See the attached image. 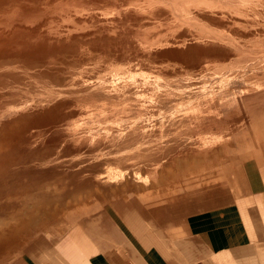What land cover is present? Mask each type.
Here are the masks:
<instances>
[{
	"label": "bare ground",
	"instance_id": "1",
	"mask_svg": "<svg viewBox=\"0 0 264 264\" xmlns=\"http://www.w3.org/2000/svg\"><path fill=\"white\" fill-rule=\"evenodd\" d=\"M233 136L264 137V0H0V249Z\"/></svg>",
	"mask_w": 264,
	"mask_h": 264
},
{
	"label": "crops",
	"instance_id": "2",
	"mask_svg": "<svg viewBox=\"0 0 264 264\" xmlns=\"http://www.w3.org/2000/svg\"><path fill=\"white\" fill-rule=\"evenodd\" d=\"M231 139L232 152L204 157L219 176L197 177L202 163L153 191L168 195L172 182L193 177L196 190L129 192L69 226L25 236L52 225L33 226L8 243L3 250L22 239L1 264H264V157L238 156ZM242 148L264 154V137Z\"/></svg>",
	"mask_w": 264,
	"mask_h": 264
},
{
	"label": "rangeland",
	"instance_id": "3",
	"mask_svg": "<svg viewBox=\"0 0 264 264\" xmlns=\"http://www.w3.org/2000/svg\"><path fill=\"white\" fill-rule=\"evenodd\" d=\"M223 138V137H222ZM218 139H221V138H217ZM227 150L229 152H232L230 151L229 149H226L224 153H222V156L224 155H227L229 153H227ZM261 150V149H260ZM226 153V154H225ZM233 153H236L238 156H241V157H244V158H250V157H264V154L263 153H259L254 151V150H248V151H243V150H238V152H233ZM93 158L90 159V161L88 160V162H94V161H97L101 158V156L96 152L94 153L93 155ZM97 156V157H96ZM210 156V155H208ZM99 157V158H98ZM211 159L213 160L214 159V156L211 157ZM59 161V165L61 167H63L67 162H61ZM64 163V164H63ZM87 164V163H86ZM213 163L211 162H206L204 164V166H206V172L202 173V174H199L197 177H201L204 176V177H207V178H212L213 177V174L214 172L217 174L216 176H219L218 174V170L216 169L214 171L213 169ZM46 166V165H44ZM78 166H81V164L77 165ZM45 167H43V170H44ZM65 168V167H64ZM76 168V167H75ZM219 168V167H218ZM42 170V169H41ZM67 172L71 171L72 169L69 168L68 166H66V169H65ZM43 172V171H42ZM195 177V178H197ZM194 178V177H193ZM193 178H191L190 180H188V182L186 181H183V179H177L176 181L172 182L174 185H171V188L167 189V191H170V194L168 195H164L162 194V196L160 194H152V196H149V197H154V196H159V197H165V196H172V195H175L177 194L181 189H185V190H190V191H193V190H196L197 187H192V180ZM185 183H187L188 185L186 186ZM189 186V187H188ZM166 191V192H167ZM123 196H126V195H123ZM121 195H116V196H113V197H109V198H104V199H96L92 202V204L88 207H81L79 209H77L75 212L71 213L70 215L68 214H64V213H59V215L57 216H51L50 219H44L42 221V223H40L39 225H52L50 227L46 226V227H40L38 229H34V230H31L29 233H27L25 236L29 235L31 232H36V231H40V230H48V229H53V228H56L58 226L60 227H65V226H69L71 223H73L74 221L80 219L81 217L87 215V214H90V213H93L97 210H99L107 201L111 200V199H114V198H117V197H123ZM128 196H131L130 194ZM134 196V195H133ZM127 197V196H126ZM143 198H147L148 197H143ZM56 225V226H55ZM24 236V237H25ZM23 237V238H24ZM22 240V239H21ZM20 240V241H21ZM19 241V243H20ZM18 242V241H17ZM19 243H16L14 245V248L10 249V250H3L5 249L6 247L0 249V251L2 250L3 252L0 253V264L1 263H4V261L6 259H8L10 257V255L12 254L13 250L17 247V245Z\"/></svg>",
	"mask_w": 264,
	"mask_h": 264
}]
</instances>
